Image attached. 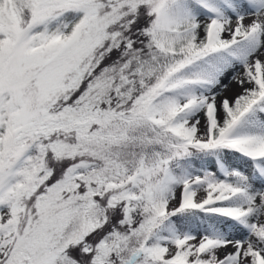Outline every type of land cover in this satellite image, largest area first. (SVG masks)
Segmentation results:
<instances>
[{"label":"snow or ice","instance_id":"obj_1","mask_svg":"<svg viewBox=\"0 0 264 264\" xmlns=\"http://www.w3.org/2000/svg\"><path fill=\"white\" fill-rule=\"evenodd\" d=\"M0 264H264V0H0Z\"/></svg>","mask_w":264,"mask_h":264}]
</instances>
